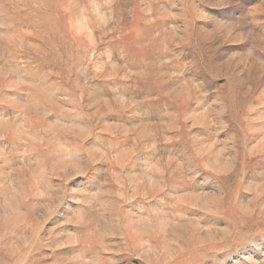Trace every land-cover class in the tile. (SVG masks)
<instances>
[{"label":"rangeland","instance_id":"rangeland-1","mask_svg":"<svg viewBox=\"0 0 264 264\" xmlns=\"http://www.w3.org/2000/svg\"><path fill=\"white\" fill-rule=\"evenodd\" d=\"M0 264H264V0H0Z\"/></svg>","mask_w":264,"mask_h":264}]
</instances>
